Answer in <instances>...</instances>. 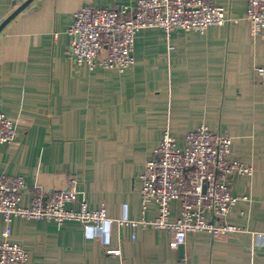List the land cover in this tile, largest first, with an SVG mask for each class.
Segmentation results:
<instances>
[{
	"label": "crops",
	"instance_id": "obj_1",
	"mask_svg": "<svg viewBox=\"0 0 264 264\" xmlns=\"http://www.w3.org/2000/svg\"><path fill=\"white\" fill-rule=\"evenodd\" d=\"M23 1L0 0V23ZM135 1L32 0L0 31V112L16 129L0 143V173L24 178L25 206L36 192L74 185L89 209L107 214L101 229L0 214V242L9 227L7 240L23 247L27 264H264V84L254 72L264 64V30L251 34L248 0H211L238 22L203 32L143 28L123 71L71 62L68 28L82 5ZM201 124L230 135L253 169L229 183L247 196L226 215L238 231L188 233L180 253L167 230L116 224L157 216V202L142 206L145 162L165 130L183 146ZM179 212L171 201L170 219Z\"/></svg>",
	"mask_w": 264,
	"mask_h": 264
},
{
	"label": "built area",
	"instance_id": "obj_2",
	"mask_svg": "<svg viewBox=\"0 0 264 264\" xmlns=\"http://www.w3.org/2000/svg\"><path fill=\"white\" fill-rule=\"evenodd\" d=\"M246 19L251 34L264 30V0H248ZM236 22L229 7L211 0H136L132 6L115 7L84 4L74 13L68 28V56L73 64H84L89 69L100 66L123 71L134 64L135 36L143 28L203 32L210 25ZM254 72L264 84V64L255 66ZM15 134L13 120L0 112V143L11 142ZM231 144L230 135L212 131L205 124L189 131L183 146H178L165 130L140 175L142 206L157 202V216L116 219V224L167 230L172 247L183 244L191 232L227 235L238 231V226L227 222L226 215L247 196L233 194L229 183L233 174L250 175L253 169L234 154ZM26 190L22 176L0 173V214L7 222L16 216L58 223L75 220L85 229L92 225L101 229L107 219L104 207L89 209L86 201L78 199L74 185L53 188L45 196L36 192L29 206L22 204ZM173 200L180 204L176 219H170ZM73 203H77L76 209ZM9 232V227L2 232L0 264H27L23 247L7 240Z\"/></svg>",
	"mask_w": 264,
	"mask_h": 264
},
{
	"label": "water",
	"instance_id": "obj_3",
	"mask_svg": "<svg viewBox=\"0 0 264 264\" xmlns=\"http://www.w3.org/2000/svg\"><path fill=\"white\" fill-rule=\"evenodd\" d=\"M32 0H24L19 4L4 20L0 23V31L5 27V25L14 18L19 12H21ZM183 245H178V250L182 253Z\"/></svg>",
	"mask_w": 264,
	"mask_h": 264
}]
</instances>
